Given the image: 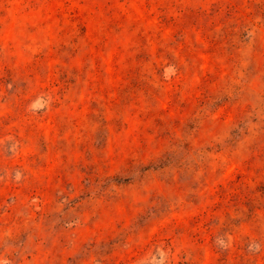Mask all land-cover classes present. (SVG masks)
<instances>
[{"label":"rangeland","instance_id":"obj_1","mask_svg":"<svg viewBox=\"0 0 264 264\" xmlns=\"http://www.w3.org/2000/svg\"><path fill=\"white\" fill-rule=\"evenodd\" d=\"M0 264H264V0H0Z\"/></svg>","mask_w":264,"mask_h":264}]
</instances>
